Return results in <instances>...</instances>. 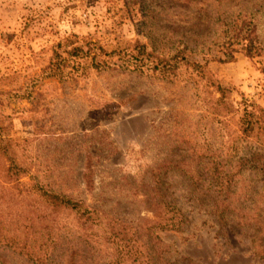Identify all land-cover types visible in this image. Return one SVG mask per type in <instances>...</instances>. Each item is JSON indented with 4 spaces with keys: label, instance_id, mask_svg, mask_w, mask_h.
Instances as JSON below:
<instances>
[{
    "label": "rangeland",
    "instance_id": "1",
    "mask_svg": "<svg viewBox=\"0 0 264 264\" xmlns=\"http://www.w3.org/2000/svg\"><path fill=\"white\" fill-rule=\"evenodd\" d=\"M243 1L222 0L221 6L236 10ZM143 2L144 7L149 4L0 0V195L33 206L36 179L97 210L103 221L90 222L88 232L103 244V233L107 235L115 220L138 230L142 241L153 239L173 264H264L252 253L248 227L223 235L215 216L198 207L189 194L192 171L184 164L192 160V151L197 145L206 148L228 140L222 104L220 116L212 113L221 96L185 69L170 81L135 67L98 69V62L111 61L74 51L78 45L108 53L133 50L137 42L148 43L149 34L163 48L171 45L163 39L166 27L188 30L197 19L187 7H177L181 16L173 11L169 18L154 6L152 22L158 30L149 33ZM197 3L217 11L220 2ZM208 68L232 91L236 105L243 95L264 107V58L239 52L233 62L212 61ZM60 72L64 73L54 76ZM178 143L188 152L173 147ZM89 163L94 178L90 187L82 177ZM13 164L26 170L18 176L20 182L8 173ZM257 183L261 186L262 181ZM157 187L190 215L188 232H161L149 238L146 230L153 220ZM58 215L65 236L69 230L70 235L88 234L75 212ZM99 250L94 257L109 256L106 246Z\"/></svg>",
    "mask_w": 264,
    "mask_h": 264
},
{
    "label": "trees",
    "instance_id": "2",
    "mask_svg": "<svg viewBox=\"0 0 264 264\" xmlns=\"http://www.w3.org/2000/svg\"><path fill=\"white\" fill-rule=\"evenodd\" d=\"M197 1L162 0L159 3V0H147L149 4L145 7L143 2V10L149 12L145 16L149 19L145 23L150 26L149 33L158 30L152 22L156 18L154 6L159 8V15L169 18L173 11L175 17L181 16L176 8L182 6L193 10L197 16L195 24L188 30L165 28L163 39L171 41L170 46L159 48L155 44L156 38L149 34V42H137L133 50L126 48L108 53L103 48L92 50L90 46L78 45L74 51L111 61V64L98 62L95 67L98 69L135 67V70L152 72L170 81L180 77L185 69L221 96L215 101L216 108L212 113L220 116L218 106L222 104L228 140L224 144L214 142L206 148L197 145L192 151V160L184 164L192 171L188 176L189 194L198 207L215 216L223 235L233 234L236 227H248L252 231V253L264 261V107L243 95L236 105L230 96L232 91L215 80L208 68L212 61L233 62L239 52L250 58H264V24L260 21L264 19V0H244L236 10H225L221 6L222 0H216L220 2L217 11ZM210 129L215 132L214 126ZM250 146H255L253 152L249 151ZM173 147L188 152V148L179 143ZM22 171L24 176L26 170L13 164L8 173L19 181ZM82 177L86 186H93L90 163ZM32 180V190L37 196L33 206L21 204L19 198L12 200L6 194L0 195V264H12V260L20 264H173L165 253L156 249L155 241L150 237L161 232L184 234L191 225V217L180 202L167 199L168 195L157 187L153 220L146 230L150 239L142 241L138 230L135 232L129 224L114 220L107 235L103 233L102 239L107 241L103 244L99 236L95 240L94 234L88 232L92 229V225L88 226L90 222L101 224L103 221L97 210L55 191L50 184ZM257 180L262 181L261 186ZM160 184L162 187V178ZM258 199L261 202H256ZM67 210L75 212L84 221L83 231L89 235H70L72 230L64 235L66 229L58 222L57 214ZM102 246L107 247L109 256L94 257Z\"/></svg>",
    "mask_w": 264,
    "mask_h": 264
}]
</instances>
